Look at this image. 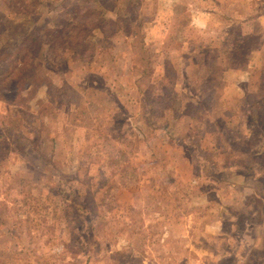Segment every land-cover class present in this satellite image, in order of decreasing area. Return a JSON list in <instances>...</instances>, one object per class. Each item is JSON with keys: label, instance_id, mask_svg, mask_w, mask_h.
<instances>
[{"label": "rangeland", "instance_id": "1", "mask_svg": "<svg viewBox=\"0 0 264 264\" xmlns=\"http://www.w3.org/2000/svg\"><path fill=\"white\" fill-rule=\"evenodd\" d=\"M250 14L264 0H0V264H264ZM34 36L24 89L3 60Z\"/></svg>", "mask_w": 264, "mask_h": 264}, {"label": "trees", "instance_id": "2", "mask_svg": "<svg viewBox=\"0 0 264 264\" xmlns=\"http://www.w3.org/2000/svg\"><path fill=\"white\" fill-rule=\"evenodd\" d=\"M68 4L67 3H65V5H62V6H60L59 8H57L56 10H54L55 11V13L56 14H58V18H57V20H55L54 22H56L55 23V26L57 27V28H66V29H69V30H73V27H74V29L77 27V26H74V25H72V23H71V21L70 20H72V19H67V17H69V15H70V13H69V9H68ZM65 17V20H62L61 18H64ZM71 18V17H70ZM37 20H38V18H37ZM37 20H36V23H37ZM48 23V20L47 21H45V23H44V25L45 24H47ZM53 24V21L51 22V23H48L46 26H45V28L47 27V26H50V25H52ZM82 26H83V24L82 25H80V26H78V28L76 29V30H79L80 28V30H83V32L84 31H86V29H82ZM79 32V31H78ZM52 34H51V32L48 30V32H47V34H44V35H42V37H44V36H51ZM53 37V36H52ZM49 38H51V37H49ZM31 42L34 44L33 46H35V43H38V49H39V52L36 54V55H33V56H31L30 57V59H29V61L28 62H26L25 60H24V58L22 59V57L19 55V56H17V55H15V57H13V54H8V56H12L13 57V61H9L7 58L6 59H4L3 60V66L4 67H8L5 71H2L1 72V75H2V78L4 79H6V80H9L12 76H10L9 74L8 75H6L7 74V72L12 68V67H15L16 66V69L19 71V73H21L22 75H24V73L26 74L25 76H28L27 78H22L23 80H21V82H22V86H24V89L26 88V86H27V81H28V79L30 78V75L29 74H27L25 71H27V70H29L30 69V67H31V65L32 64H29V62L32 60V59H34V61H38V60H42L43 61V56H42V53H41V49H42V47H44L43 45H45V42L46 41H44V42H42L41 41V37H40V39H39V37L38 36H34L32 39H31ZM55 40H54V42H53V38L50 40V44H49V47L51 48L52 46H55ZM54 44V45H53ZM21 62H24L25 64H24V66L23 67H21V68H18L17 67V65L18 64H20ZM17 75H18V73H17ZM1 77V76H0ZM49 76H47V78H48ZM4 81V80H3ZM35 87L36 88H39L37 85H35ZM23 90V89H22ZM172 93H173V95H176V93L175 92H173L172 91ZM159 98V97H158ZM158 98H156V99H158ZM160 99V98H159ZM156 103H154V102H152L151 104H150V108H152V107H154V105H155ZM3 136H1L0 135V138H2ZM85 208L84 207H82V206H78V210L77 211H83Z\"/></svg>", "mask_w": 264, "mask_h": 264}, {"label": "crops", "instance_id": "3", "mask_svg": "<svg viewBox=\"0 0 264 264\" xmlns=\"http://www.w3.org/2000/svg\"><path fill=\"white\" fill-rule=\"evenodd\" d=\"M241 17H244V16H241ZM254 20H259L260 23H261V25H262V27L264 28V14H250V16L248 15V16H246L245 19H242V21H245L246 23H248V25L251 22L253 23ZM228 28H229L228 30L230 31L229 33H231L230 35H232V33H234V31H232L230 29V28H232L231 24L228 26ZM251 34H253V33H251ZM258 51H259V49L256 48V49H254V52L253 53L258 52ZM260 227H262V225H260ZM257 238H260V237H254V240L252 239L251 241L252 242H255L257 240ZM246 241H247V239H246Z\"/></svg>", "mask_w": 264, "mask_h": 264}]
</instances>
